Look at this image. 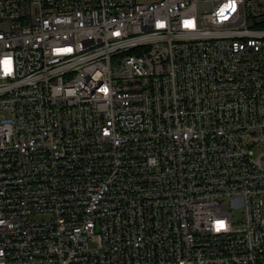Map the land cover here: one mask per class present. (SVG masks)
<instances>
[{
  "label": "built area",
  "instance_id": "1",
  "mask_svg": "<svg viewBox=\"0 0 264 264\" xmlns=\"http://www.w3.org/2000/svg\"><path fill=\"white\" fill-rule=\"evenodd\" d=\"M0 264H264V0H0Z\"/></svg>",
  "mask_w": 264,
  "mask_h": 264
},
{
  "label": "rangeland",
  "instance_id": "2",
  "mask_svg": "<svg viewBox=\"0 0 264 264\" xmlns=\"http://www.w3.org/2000/svg\"><path fill=\"white\" fill-rule=\"evenodd\" d=\"M234 217L236 218V219H238V218H240L243 214L241 213V211L240 210H237V211H235L234 212ZM45 218H50L49 216H44ZM44 217H37V219H43Z\"/></svg>",
  "mask_w": 264,
  "mask_h": 264
}]
</instances>
